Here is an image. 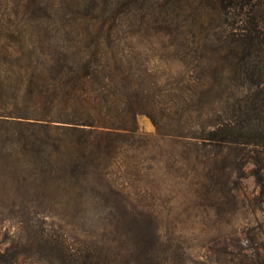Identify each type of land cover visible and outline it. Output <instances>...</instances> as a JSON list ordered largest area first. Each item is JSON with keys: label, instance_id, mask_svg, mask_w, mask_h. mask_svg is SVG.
Wrapping results in <instances>:
<instances>
[{"label": "rangeland", "instance_id": "rangeland-1", "mask_svg": "<svg viewBox=\"0 0 264 264\" xmlns=\"http://www.w3.org/2000/svg\"><path fill=\"white\" fill-rule=\"evenodd\" d=\"M187 5L0 0V264H134L128 251L140 232L153 243L150 264L264 261L251 165L237 168L235 153L180 140L196 135L202 119L199 89L188 98L185 88L205 81L179 47L201 32ZM96 42L106 46L84 49ZM64 52L100 63L88 93L106 117L129 106L152 113L157 126L136 112L134 134L94 148H74L82 137L55 123L44 128L41 120L61 119L56 64ZM215 63L207 83L214 107L227 111L247 84L220 78ZM114 85L124 89L100 97L101 86Z\"/></svg>", "mask_w": 264, "mask_h": 264}, {"label": "trees", "instance_id": "trees-1", "mask_svg": "<svg viewBox=\"0 0 264 264\" xmlns=\"http://www.w3.org/2000/svg\"><path fill=\"white\" fill-rule=\"evenodd\" d=\"M187 6L188 12L198 11L201 32L198 31L196 43L183 40L179 47L184 48V56L194 62L192 67L200 72L201 80L205 81L196 84V87L191 85L185 88L188 98H194L195 92L192 90L199 89L202 119L196 127V135L181 136L180 140L184 138V145L189 148L216 155L222 151L235 153L237 161L234 164L237 168L251 165L250 176L258 189L256 202L264 206V0H188ZM104 46L96 42L84 49L99 51ZM107 46L117 47L113 44ZM215 61L222 64L219 66L220 78L228 79L227 76L232 75L236 78H232V81L241 79L247 84V94L244 97H231L233 102L227 106V111L214 107L212 87L207 83L208 70L215 66ZM57 63L58 85L63 92L58 102L62 108L61 119L41 120V125L47 128L48 123H55L61 130L78 135L80 139L82 137L74 148L103 147L122 142L114 137L134 134L136 112L147 115L157 126L152 113L132 110L129 106L125 111L120 109L122 114L113 120L106 117L108 114L101 113L94 103V97L91 98L88 93L89 85L94 84L98 75L97 68H101L99 62L93 65L89 60L72 58L64 52ZM120 88L124 89L121 85L111 88L101 86L98 93L101 95L102 91H118ZM179 91L182 90L174 89L176 96H172L173 100L180 99L177 95ZM188 98L184 97L185 100ZM184 107L188 113L195 112L187 108L186 104ZM48 109H53L52 105ZM151 241L147 233H138L136 242L139 245L128 251L134 264L152 263ZM248 242L252 245L253 240ZM250 263L264 264V261L256 254Z\"/></svg>", "mask_w": 264, "mask_h": 264}]
</instances>
